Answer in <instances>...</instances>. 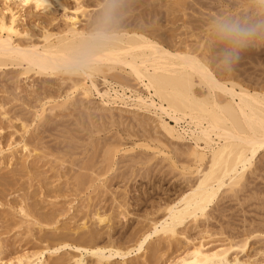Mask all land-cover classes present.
Wrapping results in <instances>:
<instances>
[{"label":"rangeland","instance_id":"1","mask_svg":"<svg viewBox=\"0 0 264 264\" xmlns=\"http://www.w3.org/2000/svg\"><path fill=\"white\" fill-rule=\"evenodd\" d=\"M100 3L59 0L41 11L0 0V19L14 13L25 35L17 42L41 44L44 30L59 34L71 18L88 31ZM256 7L253 0H124L115 33L191 49L219 80L264 92V47L243 50L226 73L216 69L221 46L210 32L218 15H251ZM76 81L0 68V260L41 253L43 264H175L196 248L243 246L231 250V260L264 264V152L241 186L224 189L205 216L187 219L174 236H153L142 253L102 263L85 254L134 250L195 187L197 166L188 139L171 140L151 115L103 107L97 95L85 98Z\"/></svg>","mask_w":264,"mask_h":264},{"label":"bare ground","instance_id":"2","mask_svg":"<svg viewBox=\"0 0 264 264\" xmlns=\"http://www.w3.org/2000/svg\"><path fill=\"white\" fill-rule=\"evenodd\" d=\"M17 1L25 8L46 10L42 0ZM53 2L59 0H50L51 5ZM17 17L12 13L9 19H0V68L19 66L24 75L31 72L49 77L59 75L57 62L85 34L77 27V17L71 18L59 34L44 30L41 44L28 45L17 42L25 36L19 30ZM116 36L118 44L100 58L101 70L97 76L77 80L73 87L81 90L87 99L97 95L103 107L114 106L153 116L171 140L188 139L190 156L197 166V183L168 208L165 220L151 234L139 238L134 250H127V254L123 253L125 248L85 250V254L101 263L114 256L140 254L153 236H174L177 227L187 219L205 216L224 189L230 191L241 184L264 152V92L249 91L235 81L219 80L207 71V61L191 49H168L136 32H119ZM124 77L136 83L137 88L124 82ZM98 79H102L103 90ZM242 247L218 251L196 248L175 264H243L237 257L231 260L230 255L231 250ZM42 258L40 253L0 260V264H43ZM75 264L84 263L80 259Z\"/></svg>","mask_w":264,"mask_h":264},{"label":"clouds","instance_id":"3","mask_svg":"<svg viewBox=\"0 0 264 264\" xmlns=\"http://www.w3.org/2000/svg\"><path fill=\"white\" fill-rule=\"evenodd\" d=\"M48 10L50 0H42ZM124 0H101L92 27L76 45L57 62L58 74L66 79L82 80L97 76L100 58L118 44L115 27ZM258 5L251 15H218L210 22V32L221 50L216 57V69L232 73L240 53L250 47H264V0H253ZM213 76L216 72L207 68Z\"/></svg>","mask_w":264,"mask_h":264}]
</instances>
